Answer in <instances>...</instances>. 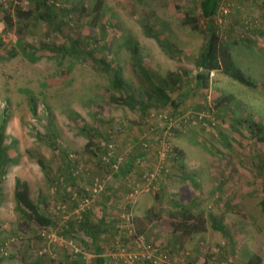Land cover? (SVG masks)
<instances>
[{"label": "rangeland", "instance_id": "1", "mask_svg": "<svg viewBox=\"0 0 264 264\" xmlns=\"http://www.w3.org/2000/svg\"><path fill=\"white\" fill-rule=\"evenodd\" d=\"M50 1L55 3L53 10L58 14L53 21L47 18H51L53 12L45 10L40 0H0V115L5 108L8 110L10 117L5 134L17 141L16 148L9 153L10 156L18 155V164L7 168L0 191V246L5 247L8 253L0 258V264H60L66 255L60 245L50 244L48 239H39L42 229L33 223L30 224L33 231H19L21 215L13 199L14 179L19 178L27 183L33 200L43 196L54 207L53 192L43 172L25 154L27 149L40 154L48 161L53 174L59 172L62 161L58 151L38 137H45L50 126L64 151L86 167L89 174L92 170L97 171L96 175L92 173V177L104 175V166L84 150L88 134L96 128L97 117L108 120L112 130L118 125L130 124L133 133L130 130L120 138L121 141L116 133L113 134L114 144L122 153L130 147L128 143L131 142L128 141L134 136L136 148L131 150L135 149L138 153L155 152L158 143L155 138L160 140L163 137L162 133L156 135L157 126L149 116L142 118L139 111L109 101L111 95L120 97L121 94L111 87L110 75L99 68L96 59L102 55L112 59L121 68L123 79L139 92L148 90L149 86L134 67L127 42L132 41L138 46L144 65L151 71L165 76L183 67L193 76L195 60L206 40L204 26L194 31L182 23L187 13H197L199 0ZM235 4V0H220L216 24L222 32L228 27L235 29L232 34L224 33L230 41H238L246 35L254 37L252 31L262 26L256 19L264 16V9L246 2L245 12L232 9ZM98 5L100 9L96 14L93 9ZM16 10L31 12V15L17 17ZM5 12L12 17L11 29L3 23V16L7 15ZM246 13L255 17L254 20L250 17L254 21L251 25L245 22ZM60 21L61 27L57 29L56 23ZM145 23L160 32L173 48L165 50L153 38L146 36L143 33ZM254 40L252 48L237 44L231 50L237 66L257 84V88H247L228 76L213 72L206 98L199 93H195L194 98L189 97L184 105L189 107L187 112L165 132L170 149L176 148L183 155L176 158L171 153L168 167L172 171L183 165L180 173L184 177L172 176L171 171L166 175L165 180L171 184H166L164 203L155 202L152 192L149 194L154 212L164 217L161 221L163 229L170 225L171 214H180L170 200L190 203L186 210L201 212L205 217V233L183 239L187 241L181 249H168L171 254L172 251H179L172 256L184 257L187 264L190 263L189 253L198 255L196 262L201 261L200 264H224L234 253L238 260L235 264H241L248 255L258 256L264 263V214L260 206L264 182L246 165L247 160L254 157L264 163V142L256 143L252 131L244 124L237 123L234 134L226 130L217 131L208 123L205 112H200L205 110L201 109V105L213 106L215 99L231 95L234 101L229 104V100L227 106L235 109L236 116L248 118L249 115V122L251 119L264 128V38L255 37ZM47 43H51V47L39 52L26 48L27 45L38 48ZM30 97L36 102V114L31 112ZM142 101L144 105L150 104L147 100ZM196 107L199 110L194 109ZM94 112L101 115L96 116ZM152 114L155 115V111L150 116ZM142 139L148 143L146 150L137 147ZM130 191L128 188L122 190L125 200L121 209L114 210L120 213L115 222L111 221L113 229L122 222L121 214L130 212L128 204L125 205ZM68 207L69 211L74 208L72 204ZM134 209L135 206L131 211L133 215ZM212 217L221 219L229 228L232 244L213 228ZM53 230L57 234L56 229ZM161 236L159 240L165 239V235ZM114 237L115 233H112L102 240L103 249L105 246L109 248L107 245L113 242ZM174 242L179 243L176 237ZM42 248H48L53 256L51 259L45 257L48 262L38 263V251Z\"/></svg>", "mask_w": 264, "mask_h": 264}, {"label": "trees", "instance_id": "2", "mask_svg": "<svg viewBox=\"0 0 264 264\" xmlns=\"http://www.w3.org/2000/svg\"><path fill=\"white\" fill-rule=\"evenodd\" d=\"M246 2L248 5L257 4L259 5L260 9H264V0H235L236 4L235 6H232V9L247 12V7L245 5ZM39 3L45 8V10L48 11L51 9V11L53 12L51 18L49 16H47V18L53 21V19L58 16V14L53 10L55 7V3L53 1L40 0ZM3 8L4 7H2V11ZM99 9L100 7L98 5L95 6L93 10L96 12V14H98ZM219 9L220 0H199L197 13L195 15L187 13L184 17V21L182 22L183 25L190 26V28L194 31H198L201 26H204L205 29L206 40L200 54L195 60V73L193 76H191L189 74V71L187 69H184L183 67H179L177 71L167 73L165 76L151 71L146 65H144L138 46L134 42L130 41L127 42L126 47L131 53V57L134 61V67L143 76L149 86L148 90L143 89L139 92H136L135 89H133V87L129 83H127L125 79H123L121 68L117 64L113 63L112 59L106 57L105 55H102L101 57L96 59L99 68L110 75L111 87H113L115 90H118L121 94L120 97L111 95L109 97V101L114 104L120 106H128L133 110L139 111V113L141 114L140 117L142 118L144 116H149L150 118V113L154 111L156 116L166 115L167 118L172 121V127H174V123H177L181 115L187 112L189 107H184V105L189 97L194 98L196 96L195 93H199L202 97L206 98V95L210 90V74L213 72L228 76L232 80L247 88L256 89L257 84L252 79L247 77L244 72L237 66L236 62L234 61L231 49L232 46H235L237 44H241L246 48H252L255 46V37L264 38V16L256 19L257 21H260L262 26L258 29L257 26L252 31L254 33V37H251L252 35H246L245 38H239L238 41H230L229 39H227L226 35L224 36V33L227 34L229 32L232 34V32L236 31L233 27H228L225 30L223 29L224 32L221 31L220 27L215 22V18L219 12ZM47 14L48 13L46 12L45 16ZM30 15L31 12H22L20 10H16L17 17L22 18V16ZM250 17L251 16L247 15V13L245 14V18L247 19V21H245L246 24L251 25L254 22L250 19L252 18L254 20L255 17ZM42 18L45 19L46 17ZM61 22L62 21H60V23H56L57 29L61 27ZM3 23L5 24V27L7 29H11L13 27L12 17L9 13L3 16ZM257 24L259 25L258 22ZM143 33L146 36L153 38L165 50L170 51L171 48H173L171 45L165 42L160 32L154 31L146 23L143 25ZM70 42L77 44V42L74 41ZM50 44L51 43L40 45L38 46V48L27 45L26 48H28L27 50L32 52H39L40 50L50 48ZM29 100L31 112L33 114H36V102L33 97H30ZM142 100H147L150 104L144 105ZM229 100H231L229 104L234 101L231 95L219 97L215 99V101L213 102V106L208 105L206 107L201 105V109L205 110L200 112H205L204 115L209 118L208 123L213 127V129L217 131L226 130L234 134L235 132H237V125L244 124L246 128L252 131L256 143L264 142V128L261 127L259 123H256L251 119H249V122V115L248 118L236 116L235 109L227 106ZM144 106L146 107L145 109H143ZM166 108H170L169 111L165 112L164 110ZM194 109L199 110L198 107ZM48 114L50 115L49 111ZM94 114L96 116L101 115L99 112H94ZM9 117L10 115L8 113V110L5 108L0 115V191L3 186L7 168L9 166L18 164V155L15 153L14 156H10L9 153L11 149L16 148L17 141L13 137L5 134V129ZM162 122H164L161 125L162 127H158L157 121H154V124H156L155 126H157L155 127L157 136H159V134L161 135V133H163L167 129V119L163 120ZM134 123L137 124L138 122ZM139 123L142 122L139 121ZM110 126L111 123L108 120L104 121L103 118L97 117L96 128L90 131V133L88 134V142L84 146V150L88 153H91V155L104 166V171L102 172L104 175L101 174L100 177H92L93 175H96L97 171L92 170L89 174V171L86 167L81 166L78 161L74 159V157L69 155L68 152L64 151L61 148V146L58 144V136L51 126L48 128L45 137H38L48 143V145L51 146L54 150L58 151V156L60 162L62 161V166L60 167L57 174H53L48 161L40 154L29 149L25 150V154L31 160L35 161L39 166L40 170L43 172L47 185L52 189L54 206L61 204L66 205L65 212L67 213V218L63 217L64 215L61 213V210H52L53 205L50 206L47 203L45 197L39 196L36 200H33L30 197V190L27 183L21 181L19 178L14 179L13 199L15 202V208L21 215L19 219V222H21L19 231H33V229L30 228V224L33 223L35 226L40 227L41 229H56L57 236L59 238L62 237L67 241L71 240L77 246V253L71 251L69 248L62 247L65 249L66 255L60 261V264H123L121 262H115L112 258L107 256V254L111 250L117 247L116 242L118 238V231L116 226L119 223L115 226L114 229L110 227V225H113L111 221L114 220L115 222L117 220V217L119 216L118 213H120V211L114 210L115 208L121 209V203H123V200H125V197L122 198L123 189H131L130 192L135 190L136 186H132L133 181H135V184H139L140 187H142L144 183L143 175L154 169L153 165H155L156 163L157 154L156 150L155 152H152V157L155 160L151 168L149 169L148 167L145 171L142 170L141 172L139 170L140 158L138 157V155H140L141 153L136 152L135 149L131 150V148H136V142H133L134 140H136L135 136L133 137L134 139L130 138L131 140L128 141L131 142L128 143L130 147L123 153L119 152L116 148L117 146L114 144V142L116 143V140H114L115 135L113 134L116 133L117 137L119 136L118 138L120 140V138H123L122 136L124 135L126 136V134H128L130 130V133H133V129H131L132 127L130 126V124L126 123L118 125V127L113 130L110 129ZM154 141H158L157 144H159V139L155 138ZM108 143L112 144L113 147L112 155L110 157L107 156V154L110 152ZM143 143L147 144V147L143 148ZM138 146L141 150H146L148 148V143L145 139H142L139 145L137 144V147ZM148 152L149 151H145L143 153ZM171 153L175 154L176 158L183 157L182 153L176 148L172 149L169 152V156ZM119 157H122L123 162H120L118 169L114 170V165L117 163ZM169 161L170 160H167V165ZM246 165L248 167H251L255 171V173L263 179L264 182V163H260L257 158L254 157L247 160ZM81 167L82 171L80 170ZM169 168L170 167H168L166 171H162L160 177L155 183L156 189L154 190V192L156 193L152 192L154 194H157L156 196H154L155 202L159 200L158 194L160 190L165 189V177L171 171ZM183 168V165L179 166L178 168H173V170L171 171V175L181 178L184 177L180 173V170ZM96 178H99L100 180H106L104 190L97 196L95 201H93L86 210L80 213L79 217H75L73 215V211L78 207V205L83 201L84 198H88L90 196V189L92 187L94 179ZM117 179H119V182L117 184L119 186H116L115 190L111 194L113 199L112 202H110L108 199V195L112 191L107 188L112 181ZM160 185H164V187L161 188ZM262 191L263 195L260 206L261 211L264 214V187L262 188ZM100 196L106 197V199H98V197ZM107 199L108 203L106 202ZM126 203L128 204V210L132 211L135 205H132L127 200V197L125 205ZM170 203L172 204L173 208H176V211L180 212L179 215H170L172 218V221L170 222V229L172 231V234H174L179 242H181L185 238H190L194 235L205 233L206 221L201 212L192 213L190 210H186V206H189L190 203L182 204L171 200ZM68 204H72L74 206L71 211L68 210ZM54 216H57L58 218L55 219ZM159 217L160 216L154 212L153 207L148 210L145 217H133V227L135 233L127 236V227L123 228V232L120 236V240L123 243L122 246L129 250H132L134 247L133 239L136 237V235L142 236L144 238L143 235L145 232V226L147 224L153 223ZM215 220H217V218L212 217L213 228L221 232L226 240H229V244H232L233 239L230 238V235L228 234L230 232L229 228L223 223L221 219L217 221ZM57 226L60 227L57 229ZM19 231L16 232V235L19 233ZM112 233H115L113 242L108 243L107 246H109V248L105 246V249H103V243L101 245L102 238L104 239L105 237H109V235H111ZM102 235L103 237H100ZM39 239L44 241L45 238L39 236ZM151 244L155 245L152 242ZM1 248L5 247L0 246V249ZM172 252L177 253L179 251ZM168 253L171 254L169 251ZM52 256L53 255L51 251L50 253L39 254L38 257L40 258L37 262H48L45 257H50L51 259ZM1 257L6 256H0V258ZM197 258L198 255H193L191 258H189V264H197ZM245 258L246 259H244L241 264H264L260 257L256 255H248V257L246 256ZM234 262L238 263V260L234 259ZM203 264H206V262H204Z\"/></svg>", "mask_w": 264, "mask_h": 264}, {"label": "built area", "instance_id": "3", "mask_svg": "<svg viewBox=\"0 0 264 264\" xmlns=\"http://www.w3.org/2000/svg\"><path fill=\"white\" fill-rule=\"evenodd\" d=\"M149 119H151L153 122L157 121L158 127H162L161 125L164 123L162 121L166 119L167 128H171V126H173L172 121L168 119L166 115L156 116L152 114ZM165 132L166 130L162 133L163 137L159 140V144H157V158L154 169L143 175L144 183L142 187L137 186L135 190H133L127 195V200L132 205L135 204L136 199L138 198V196H140V194L154 192V190L156 189L155 183L157 179L160 177L163 170L166 171L168 169L167 160L171 149L166 139ZM142 146L143 148H145L147 147V144L143 143ZM108 148L110 149V152L107 154V156L110 157L112 155V144H109ZM120 162H123L122 157L118 158L117 163L114 165V170L118 169ZM80 170L82 171V167L80 168ZM105 185L106 180H100L99 178L94 179L92 187L90 189V196L88 198L83 199V201L73 211V215L75 217H79L80 213L86 210L91 205V203L95 201L97 196L104 190ZM52 210H61V213L64 215L63 217L67 218V213L65 212V204L54 206L52 207ZM121 219L122 222L116 226L118 231V238L116 242L117 247L107 254V256L112 258L115 262H121L123 264H187L184 260V257L172 256L168 253L167 250L163 249L162 247L156 244L153 245L147 242L142 236L136 235V237L133 239L134 247L132 250L123 247V243L120 240L123 228H126L128 226L130 227L128 230V235L134 234L135 231L133 227V216L131 211L124 212ZM41 236L45 239H48L50 244H57L61 247L69 248L75 253L78 252L77 246L71 240L67 241L62 237L59 238L53 229H42ZM46 253H50V250L48 248L41 249L38 254ZM7 254L8 253L6 248L0 249V256H7ZM235 258H237L236 253L231 258H229L228 261L224 264H234Z\"/></svg>", "mask_w": 264, "mask_h": 264}, {"label": "crops", "instance_id": "4", "mask_svg": "<svg viewBox=\"0 0 264 264\" xmlns=\"http://www.w3.org/2000/svg\"><path fill=\"white\" fill-rule=\"evenodd\" d=\"M152 156H153L152 153H149V152L148 153H143L142 152L140 155H138V157L140 158L139 170L141 172H142V170L145 171L148 167L152 166V164H153V162L155 160V159H153ZM114 181H112L108 185V188H107L110 191H112L110 193L108 192L109 193L108 199H109L110 202H112V199H113L111 194L115 190L116 186H119V185H117L118 182H119V179L114 180ZM164 182H165V189L160 190V192L158 194L159 201H162V203H164L163 202L164 197L167 195L166 194L167 193L166 189H167L168 185L171 184L170 181H166L165 180ZM166 184H168V185H166ZM133 185H135L136 187L137 186L140 187L139 184H135V181L132 182V186ZM160 186H161V188L164 187V185H160ZM154 193H156V192H154ZM154 193H151V194H153L154 196H156L157 194H154ZM151 194H149V193H143V194H140V196L138 197V199H136V202L134 204L135 205L134 215L132 213V216H134V218H143V217H145V215L147 214L148 210L152 208L153 200L151 199ZM141 197H143V200H140ZM102 198H105L106 199V197H102V196L98 197V199H101V200H102ZM108 199L106 201L107 203H108ZM122 215H123V213L120 216L121 218H122ZM163 218L164 217H159L155 221V223L153 222V223L147 224L145 226V232H144V235H143L144 238L149 243L152 241L154 243L161 244L160 247H162L165 250H168V249L169 250H175V249H181V248H183L184 245H186V241L187 240L186 241L183 240V241H181L179 243H175L174 242L175 236H174V234H172V231L170 229V225L167 226V227H165V229H163L164 226H162V224H161V221H163ZM164 230H165V232H164ZM161 235L162 236L165 235V239L159 240L160 239L159 236H161ZM100 237H103V235L100 236ZM102 240H103V238H102ZM192 256H193V254L189 253V258H191ZM200 263H201V261L199 263L197 262V264H200Z\"/></svg>", "mask_w": 264, "mask_h": 264}]
</instances>
